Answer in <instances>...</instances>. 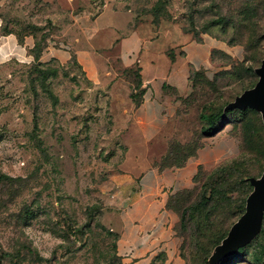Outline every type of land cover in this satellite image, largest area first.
Masks as SVG:
<instances>
[{
	"label": "rangeland",
	"instance_id": "obj_1",
	"mask_svg": "<svg viewBox=\"0 0 264 264\" xmlns=\"http://www.w3.org/2000/svg\"><path fill=\"white\" fill-rule=\"evenodd\" d=\"M121 1L134 10L137 24L162 28L167 41L161 39L157 47L167 43L168 62L176 55L170 43L203 36L208 44L206 35L238 46L241 53L234 56H244L215 54L206 70L191 74L192 81L185 64L175 66L176 80L182 86L186 81V96L163 126L161 116H152L157 129L151 134L156 135L144 144L135 106L123 98L111 105L102 89L106 83L94 87L74 58L49 65L0 62V264H132L118 254L119 231L110 225L109 199L118 191V212L127 202L122 183L113 176L155 166L164 154L168 158L161 162L179 164L200 149L207 157L220 154L213 166L199 171L201 182L183 192L181 205L197 202L198 185L208 182L206 172L220 162L229 167L208 183L225 194L216 193L207 203V229H197L194 216L181 230L178 259L167 262L159 252L146 264H208L214 240L237 220L250 191L241 178L264 171V127L258 112L233 115L211 137L201 134L198 118L203 105L219 109L257 80L243 68L259 66L264 57V0ZM100 5L101 0H89V23ZM49 6V0H4L0 16L9 24L38 22L48 33L54 27ZM108 70L116 74L121 68ZM215 264H264V216L255 238Z\"/></svg>",
	"mask_w": 264,
	"mask_h": 264
},
{
	"label": "crops",
	"instance_id": "obj_2",
	"mask_svg": "<svg viewBox=\"0 0 264 264\" xmlns=\"http://www.w3.org/2000/svg\"><path fill=\"white\" fill-rule=\"evenodd\" d=\"M49 1L48 17L54 27L36 60L43 63L63 64L74 58L94 87L111 83L110 87L105 85L102 88L107 94L106 97L111 99V105L119 98H123L135 106V112L141 118L140 127L146 134L142 140L143 144L156 135L151 134L152 130L157 129L152 124V116H161L163 126L168 116L176 113L181 103L178 97L186 96V81L182 86L180 81L176 80L179 71L175 66L185 64L190 71L199 68L206 70L207 65L213 64L211 58L213 50L228 53L236 59L242 57V55L234 56L241 53L238 46H229L221 40L206 35L209 39L208 44L203 36L200 37L201 40L182 39L174 44L170 43V50L174 49L176 55L168 62L165 58L169 57L167 43L163 49L157 47L161 39L167 41L162 28L153 29L151 25L141 22L137 24L134 10L125 6L121 0H101L100 10L90 23L88 22L89 0ZM81 5H85L84 9L75 11ZM3 23L0 17V62L16 59L20 63L31 64L36 61L31 49L38 33L35 36L26 34L19 42L14 32L2 34ZM32 23L40 25L35 21ZM9 26L13 25L9 24ZM175 34L179 35L177 32ZM180 34L185 36L182 32ZM110 52H114L115 56H111ZM177 56L181 58L178 64L175 62L179 61V58L176 59ZM115 66L121 68V71L111 74L108 68ZM135 66L140 67L141 88L145 89L137 106L129 98L130 88L133 85L132 78L123 73L125 69H133ZM100 67L104 70H100ZM149 67L154 69L148 73L145 68ZM163 67L165 75L161 70ZM104 73L105 78L102 76ZM170 110L174 111L169 114ZM154 132L156 133L157 130ZM127 145L131 146V144ZM219 154L214 153L211 157H207L200 149L196 156L190 157L180 167L160 169L157 166L149 165L144 168L139 166L137 167L141 168L139 172L113 176V180L122 183L121 191L127 194V197L123 198L124 203L127 201L126 206L118 212L114 210L116 209L114 204L120 199L116 191L115 196L109 199V205L113 209L108 212L111 228L119 231L117 252L124 257L123 260L132 264H146L159 252L163 253L167 262L179 258L178 248L181 240L175 232L178 215L167 208V199L174 192L192 187L198 167L203 166L207 169L206 167L213 166ZM138 160L144 162L141 158ZM113 185L119 184L113 183Z\"/></svg>",
	"mask_w": 264,
	"mask_h": 264
},
{
	"label": "trees",
	"instance_id": "obj_3",
	"mask_svg": "<svg viewBox=\"0 0 264 264\" xmlns=\"http://www.w3.org/2000/svg\"><path fill=\"white\" fill-rule=\"evenodd\" d=\"M9 23H11V22L5 21L3 23V25L1 26L2 34H8V33L14 32L17 35L19 42L22 41L23 36L26 34H33L35 36L36 33H38V37L35 41V44H34L33 48L31 49V52H32V54L36 60L39 53L41 52L43 46L46 44V41H47V38H48L50 32L46 33V30L43 28V26L36 25L32 22H24L22 24V23H20V21L15 20L12 23L13 27L9 26ZM226 44L229 46H233L231 44H228L227 42H226ZM215 54L221 55V57L222 56L227 57V54H225L224 52L219 51V50H213L212 55H211L212 59H214ZM242 56H244V54ZM262 59H261V61H262ZM34 62L37 63L39 61L36 60ZM45 63H47V65H49L52 62H45ZM259 66H257V67H259ZM257 67L252 68V67L246 66L243 68V70L245 72L251 73L254 76H257V74L255 73V69ZM139 71H140V67H138L137 69L136 68L135 69L134 68L133 69H125L123 71V73L125 75H129L132 78L133 85L130 88L129 98L132 100V102L136 106L141 102L142 96L145 92V89L141 88V79H140ZM197 71L203 72L204 69L199 68L197 70H191V72L188 76L190 81H192L191 80V74L192 73L196 74ZM256 79L257 80L252 84V86L244 89L240 94L236 95L234 97V99L237 96L241 95L244 91L253 88L255 86L256 82L258 81V76ZM191 86L193 87V83H191ZM178 98L181 100V97H178ZM234 99L224 102L221 105V107L219 109H216V110H208L204 105L201 107V110L198 114V118L203 123L200 127V132L204 137L214 136L221 129L222 125L227 124L231 121L230 119L233 115L244 114V113H247V112L253 110L250 108H243V109L227 108V105L229 103H231L232 101H234ZM254 111H256V110H254ZM259 114H260L262 124L264 127V123H263L261 113H259ZM193 156H196V155L195 154H187L186 157H184L179 164H175V163L165 164L163 162L168 158V155L164 154L160 158L161 159L160 161L155 162V166L159 167L160 169L167 168V167H180V166H183L185 164V162L190 157H193ZM161 161H163V162H161ZM227 167H229V164H222L221 162L216 164L214 167H212V170L210 172H206V175L204 177V179L206 178L205 181H208V182L213 181V179L216 176H218L219 174H221ZM202 169H204L203 166L198 167V170L193 177L194 184L192 187L174 192L173 194L169 195V197L167 199V203H166L167 208L173 210L178 215V221H177V224L175 225V232L179 238H181V236H182L181 230L186 229L187 222L190 219H192L194 216H197L199 218L198 222H196V228L199 230L207 229V225H208L207 203L215 196L216 193L225 194L223 189H221L220 187H216L217 186L216 184L211 185L208 182L204 183L202 181V183L198 185L201 192H200V195H199L197 202L194 204L188 205V206L181 205L183 192L195 189L194 187L197 185V182L198 183L201 182V181L199 182V180L196 176L198 175L199 171ZM263 173H264V171L258 177L249 176V177L241 178V180L247 184L250 191L243 201V208H242V211H241L239 217L237 218V220L245 213L246 200H247L248 196L250 195V193L253 191V186L250 183V179L251 178L259 179V178H261ZM210 214L211 213H209V218H210ZM235 222H233L232 225ZM232 225L230 226V228L232 227ZM230 228L226 232L221 233L216 238V240H214L213 245H212L213 249L207 258L208 264H210V261H211V258H212V255H213L215 248L218 245H220L222 243V241L227 237ZM260 230H261V228H260ZM257 234L254 236V238L257 236Z\"/></svg>",
	"mask_w": 264,
	"mask_h": 264
},
{
	"label": "water",
	"instance_id": "obj_4",
	"mask_svg": "<svg viewBox=\"0 0 264 264\" xmlns=\"http://www.w3.org/2000/svg\"><path fill=\"white\" fill-rule=\"evenodd\" d=\"M258 81L255 86L237 96L227 108H250L261 113L264 123V58L255 69ZM253 191L246 200L245 213L232 225L227 237L218 245L210 263L215 264L234 254L240 247L249 243L260 231L264 216V173L261 178H251Z\"/></svg>",
	"mask_w": 264,
	"mask_h": 264
}]
</instances>
